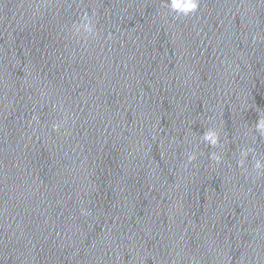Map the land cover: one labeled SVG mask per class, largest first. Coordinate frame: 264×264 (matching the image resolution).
<instances>
[{
	"label": "water",
	"instance_id": "water-1",
	"mask_svg": "<svg viewBox=\"0 0 264 264\" xmlns=\"http://www.w3.org/2000/svg\"><path fill=\"white\" fill-rule=\"evenodd\" d=\"M167 2L158 0L103 264H264V168L254 167L264 164V0H199L187 16Z\"/></svg>",
	"mask_w": 264,
	"mask_h": 264
},
{
	"label": "clouds",
	"instance_id": "clouds-1",
	"mask_svg": "<svg viewBox=\"0 0 264 264\" xmlns=\"http://www.w3.org/2000/svg\"><path fill=\"white\" fill-rule=\"evenodd\" d=\"M167 6L170 9L171 12L175 13L178 16H187L191 13H194L197 11L199 7V0H168ZM82 29L85 33H92L93 26L91 21L89 20L87 14H85L82 17V23L80 25V28L78 30ZM57 125H53V128H56ZM256 130L264 136V117H258L256 121ZM203 140L208 142L209 144L215 146L218 143V136L217 133L214 130H209L204 133ZM249 151H251L249 149ZM241 155H246L245 152L242 151ZM212 159L219 160V157L215 154H212ZM194 159V156L189 155L188 160L191 162V160ZM239 164H243V160L239 161ZM254 167L256 169L264 168V164H262L259 160L255 161Z\"/></svg>",
	"mask_w": 264,
	"mask_h": 264
}]
</instances>
